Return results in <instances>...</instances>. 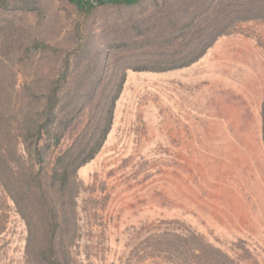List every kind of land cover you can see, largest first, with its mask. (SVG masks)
Masks as SVG:
<instances>
[{
    "label": "rangeland",
    "instance_id": "obj_1",
    "mask_svg": "<svg viewBox=\"0 0 264 264\" xmlns=\"http://www.w3.org/2000/svg\"><path fill=\"white\" fill-rule=\"evenodd\" d=\"M35 1L32 14L20 16V37L76 46L65 1ZM164 1L180 3L145 0L136 12ZM126 15L96 12L86 46L107 45L111 20ZM263 93L259 18L238 22L190 66L128 70L105 142L76 173L77 263L170 264L146 242L168 230L199 235L234 264H264ZM25 238V222L0 188V264H25Z\"/></svg>",
    "mask_w": 264,
    "mask_h": 264
},
{
    "label": "trees",
    "instance_id": "obj_2",
    "mask_svg": "<svg viewBox=\"0 0 264 264\" xmlns=\"http://www.w3.org/2000/svg\"><path fill=\"white\" fill-rule=\"evenodd\" d=\"M64 1L76 46L25 41L20 16L32 14L36 1L0 0V188L25 222V264H78L76 173L106 140L126 72L190 66L238 22L264 19V0L154 2L146 15L136 12L145 0ZM108 8L127 15L111 20L107 45L87 47L85 27ZM260 115L264 149V93ZM149 241L170 264H234L195 233L163 230Z\"/></svg>",
    "mask_w": 264,
    "mask_h": 264
}]
</instances>
